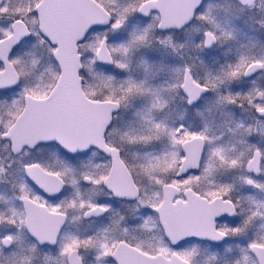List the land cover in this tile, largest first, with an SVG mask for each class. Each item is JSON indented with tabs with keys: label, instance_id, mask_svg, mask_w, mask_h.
<instances>
[{
	"label": "snow or ice",
	"instance_id": "1",
	"mask_svg": "<svg viewBox=\"0 0 264 264\" xmlns=\"http://www.w3.org/2000/svg\"><path fill=\"white\" fill-rule=\"evenodd\" d=\"M0 264H264V0H0Z\"/></svg>",
	"mask_w": 264,
	"mask_h": 264
}]
</instances>
